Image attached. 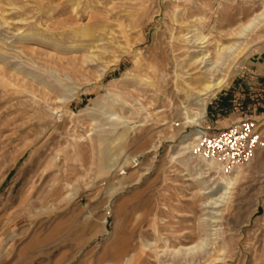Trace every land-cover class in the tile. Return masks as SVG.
<instances>
[{
  "label": "rangeland",
  "instance_id": "1",
  "mask_svg": "<svg viewBox=\"0 0 264 264\" xmlns=\"http://www.w3.org/2000/svg\"><path fill=\"white\" fill-rule=\"evenodd\" d=\"M263 11L0 0V264H264V147L223 194L232 173L186 141L240 121L264 141V23L233 37ZM235 42L224 85L188 100L192 59Z\"/></svg>",
  "mask_w": 264,
  "mask_h": 264
},
{
  "label": "bare ground",
  "instance_id": "2",
  "mask_svg": "<svg viewBox=\"0 0 264 264\" xmlns=\"http://www.w3.org/2000/svg\"><path fill=\"white\" fill-rule=\"evenodd\" d=\"M262 23H264V11L249 19L244 25L240 27L238 31L233 33L234 40H243L244 38H246L248 33L257 30ZM196 38V40H199V35H196ZM243 44V42H235L231 45L224 46L219 53H217L218 50L216 51V54L214 53L215 55L213 56V59L208 52L202 53L200 58H197V56L196 58L192 59L195 64H203L200 68L201 70L198 71V77L196 78V84L198 86L196 89H192L190 87L191 85L187 84L185 85V87H187L188 90H178L182 92L188 100L193 98V100H195L197 104H202L203 100L219 91V89L224 85L227 78L226 69H228L229 67V61L235 60V58L240 53L241 46H243ZM198 107L189 108V110L186 107L183 108L184 115L189 123L196 122L197 120H200L202 118L203 108L200 110V108ZM236 123L238 122H235L233 124ZM201 137L202 135L199 136L198 133L188 135L186 139V141H188L187 146H190V148L193 149L195 146L194 143L196 141H199ZM203 162L208 168L219 172L220 167L215 161L204 160ZM240 176H242V173H240L239 170L234 171V173L232 172L231 177L225 176L223 174L222 182L224 184V188L221 189L223 191V194H225L227 189L232 186ZM212 205H215V203H212Z\"/></svg>",
  "mask_w": 264,
  "mask_h": 264
},
{
  "label": "built area",
  "instance_id": "3",
  "mask_svg": "<svg viewBox=\"0 0 264 264\" xmlns=\"http://www.w3.org/2000/svg\"><path fill=\"white\" fill-rule=\"evenodd\" d=\"M250 121H240L216 133H202L197 151L203 160L215 161L226 175L248 166L264 141Z\"/></svg>",
  "mask_w": 264,
  "mask_h": 264
}]
</instances>
